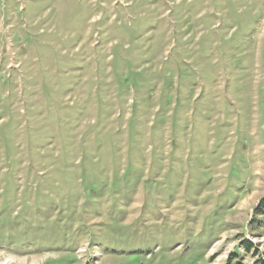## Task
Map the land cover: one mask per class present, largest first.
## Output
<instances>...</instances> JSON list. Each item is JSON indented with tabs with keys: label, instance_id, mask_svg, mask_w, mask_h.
Listing matches in <instances>:
<instances>
[{
	"label": "rangeland",
	"instance_id": "374dc122",
	"mask_svg": "<svg viewBox=\"0 0 264 264\" xmlns=\"http://www.w3.org/2000/svg\"><path fill=\"white\" fill-rule=\"evenodd\" d=\"M263 199L264 0H0V264H253Z\"/></svg>",
	"mask_w": 264,
	"mask_h": 264
},
{
	"label": "trees",
	"instance_id": "16d2710c",
	"mask_svg": "<svg viewBox=\"0 0 264 264\" xmlns=\"http://www.w3.org/2000/svg\"><path fill=\"white\" fill-rule=\"evenodd\" d=\"M255 214L257 216H261L264 218V199L262 200L261 203H259V205L257 206L256 210H255ZM255 222H253L252 220V224H254ZM244 244L246 245L245 249L248 252H251L254 250V246L250 241L245 240ZM257 255V254H256ZM253 264H264V259L263 258H258L256 259Z\"/></svg>",
	"mask_w": 264,
	"mask_h": 264
}]
</instances>
